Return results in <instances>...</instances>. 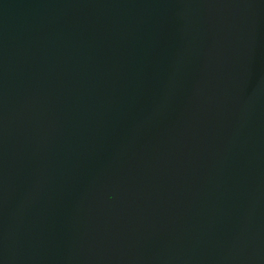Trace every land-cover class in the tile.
<instances>
[{"label":"water","instance_id":"obj_1","mask_svg":"<svg viewBox=\"0 0 264 264\" xmlns=\"http://www.w3.org/2000/svg\"><path fill=\"white\" fill-rule=\"evenodd\" d=\"M0 264H264V0H0Z\"/></svg>","mask_w":264,"mask_h":264}]
</instances>
